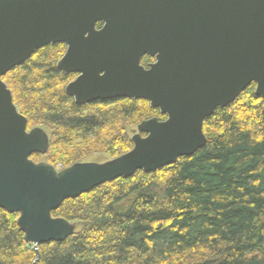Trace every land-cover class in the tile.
<instances>
[{
    "label": "water",
    "instance_id": "95a60500",
    "mask_svg": "<svg viewBox=\"0 0 264 264\" xmlns=\"http://www.w3.org/2000/svg\"><path fill=\"white\" fill-rule=\"evenodd\" d=\"M57 44L69 47L57 68L81 74L66 88L76 104L147 101L166 120L142 122L133 149L104 163H35L51 138L28 129L3 78ZM253 84L264 100V0H0V209L19 215L33 264L42 245L77 232L54 216L66 201L195 155L208 145L205 121Z\"/></svg>",
    "mask_w": 264,
    "mask_h": 264
},
{
    "label": "trees",
    "instance_id": "16d2710c",
    "mask_svg": "<svg viewBox=\"0 0 264 264\" xmlns=\"http://www.w3.org/2000/svg\"><path fill=\"white\" fill-rule=\"evenodd\" d=\"M64 53L47 46L3 78L28 128L50 131L48 164L116 159L142 122L165 120L147 101L79 106L65 91L72 77L57 68ZM255 90L205 121L208 145L195 155L66 201L54 216L77 232L42 245L39 264H264V100ZM18 219L0 209V264L36 260Z\"/></svg>",
    "mask_w": 264,
    "mask_h": 264
},
{
    "label": "flooded vegetation",
    "instance_id": "af4514ba",
    "mask_svg": "<svg viewBox=\"0 0 264 264\" xmlns=\"http://www.w3.org/2000/svg\"><path fill=\"white\" fill-rule=\"evenodd\" d=\"M104 27V24L103 23H99L98 25H97V29L98 30H101L102 28ZM62 45H64V47H65V53L63 54V56H62V58L59 60V62L65 57V55H66V53H67V51H68V49H69V47H68V45L67 44H62ZM58 62V63H59ZM156 63V59L155 58H151V57H149V56H146L144 59H143V62H142V65L146 68V69H149V66L151 65V64H155ZM59 70V69H58ZM60 71V70H59ZM60 72H62V71H60ZM64 75H66V76H68V77H72V80L66 85V88H67V86L69 85V84H71V83H73L81 74H78V73H70V74H65L64 72H62ZM66 88H65V91H66ZM72 98V97H71ZM74 101H75V99L74 98H72ZM115 101H117V100H114V101H110V102H100V101H97V102H94V103H111V102H115ZM76 103V102H75ZM94 103H91V104H94ZM91 104H85V105H91ZM85 105H79V106H85ZM165 120H166V118H165ZM165 120H163V121H165Z\"/></svg>",
    "mask_w": 264,
    "mask_h": 264
},
{
    "label": "rangeland",
    "instance_id": "374dc122",
    "mask_svg": "<svg viewBox=\"0 0 264 264\" xmlns=\"http://www.w3.org/2000/svg\"><path fill=\"white\" fill-rule=\"evenodd\" d=\"M19 112H20V110H19ZM21 113V112H20ZM22 114V113H21ZM42 128H44L47 132H48V134H49V136H50V138H51V133H50V131L47 129V128H45V127H42ZM29 130H31V129H33V128H28ZM137 128H135V131H132V136H134L135 134H137ZM32 160L35 162V163H47L48 164V162H47V160H46V158H45V156H40V157H38V158H32ZM105 160H108V158L107 157H103V158H101L99 155H95V156H91V157H89L86 161H84V162H99V163H104L105 162ZM55 167V169L56 170H58V171H62V170H64L65 168L64 167H62L61 165H55L54 166Z\"/></svg>",
    "mask_w": 264,
    "mask_h": 264
}]
</instances>
